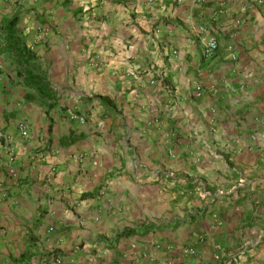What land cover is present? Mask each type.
<instances>
[{"label": "crops", "instance_id": "0c3cea01", "mask_svg": "<svg viewBox=\"0 0 264 264\" xmlns=\"http://www.w3.org/2000/svg\"><path fill=\"white\" fill-rule=\"evenodd\" d=\"M12 17L48 85L0 44V264H264V0H0V38Z\"/></svg>", "mask_w": 264, "mask_h": 264}, {"label": "trees", "instance_id": "16d2710c", "mask_svg": "<svg viewBox=\"0 0 264 264\" xmlns=\"http://www.w3.org/2000/svg\"><path fill=\"white\" fill-rule=\"evenodd\" d=\"M3 38H0V44L12 50L17 57L20 68L24 69L25 80L28 84L35 87L40 93L43 87L47 86V81L40 77L32 68H29L30 62L34 59V54L28 46L24 44L17 33V17L8 19L2 27Z\"/></svg>", "mask_w": 264, "mask_h": 264}, {"label": "built area", "instance_id": "2783aa9c", "mask_svg": "<svg viewBox=\"0 0 264 264\" xmlns=\"http://www.w3.org/2000/svg\"><path fill=\"white\" fill-rule=\"evenodd\" d=\"M216 48H217L216 40L213 37H209V38H207V40L204 43L203 53L205 56H209L215 51ZM228 48H230V46ZM232 58H234V55H232ZM199 89H200V87L198 86L197 90H199ZM70 118L79 119L80 121L84 120L83 117L78 116L77 114H72L70 116ZM18 129H19V133L22 136H26L28 134V129H27L25 123H23V122L19 123ZM3 148L8 153L10 160H12L13 154H12L11 150L7 146H5ZM8 171H9L11 176L16 175L14 168L10 167ZM216 247H219V245L217 244Z\"/></svg>", "mask_w": 264, "mask_h": 264}]
</instances>
